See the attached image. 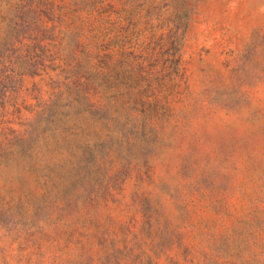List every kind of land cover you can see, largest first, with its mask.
Masks as SVG:
<instances>
[{
    "label": "rangeland",
    "instance_id": "374dc122",
    "mask_svg": "<svg viewBox=\"0 0 264 264\" xmlns=\"http://www.w3.org/2000/svg\"><path fill=\"white\" fill-rule=\"evenodd\" d=\"M113 254L264 264V0H0V264Z\"/></svg>",
    "mask_w": 264,
    "mask_h": 264
},
{
    "label": "trees",
    "instance_id": "16d2710c",
    "mask_svg": "<svg viewBox=\"0 0 264 264\" xmlns=\"http://www.w3.org/2000/svg\"><path fill=\"white\" fill-rule=\"evenodd\" d=\"M45 178V184L44 187H50L48 189V193L52 196L50 197L49 194H47L46 199L50 200L49 202V208L52 209V215L58 214V220H61L62 218H65L78 210L81 206H87L91 202L94 203L96 200L92 198L91 195L87 194L85 190H77L69 194H65L61 196L59 184L51 178V176L44 177ZM43 178V179H44ZM100 200V198H98ZM38 216L37 213L32 215V218H36ZM112 247L114 248V244H112ZM127 249V246L125 247ZM114 260H111L109 264H116V258L115 254H113ZM117 261H120L117 259ZM120 264L119 262H117Z\"/></svg>",
    "mask_w": 264,
    "mask_h": 264
}]
</instances>
